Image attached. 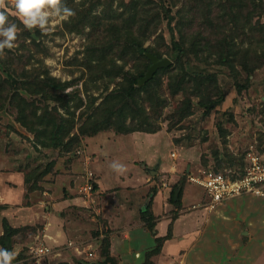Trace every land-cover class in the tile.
Listing matches in <instances>:
<instances>
[{"label":"rangeland","instance_id":"374dc122","mask_svg":"<svg viewBox=\"0 0 264 264\" xmlns=\"http://www.w3.org/2000/svg\"><path fill=\"white\" fill-rule=\"evenodd\" d=\"M131 1L123 0L126 4ZM142 1V8H152L150 15L161 16L148 37L142 39L143 46L158 50L171 62L157 69L151 91L139 90L134 108L124 109L138 118L144 113L149 115V122L161 131L151 136L141 134L144 141L136 147L137 141L127 135L132 131L116 132L112 127H103L87 134L95 119L101 125L108 122L104 107L119 105L116 90L129 84L126 74L136 75L145 66V60L128 56L125 60L115 56V63L106 56L100 60L104 38L91 20L104 13L103 9L108 14L109 3L113 13L128 14L134 9L122 7L117 0H62L75 16L58 21L51 9H42L50 13L45 17L49 30L42 31L39 26L27 29L6 0L8 23H15L18 28L15 47H5L0 56V199L2 192L8 197L13 192L5 198L8 203L4 200L11 204L10 208L4 209L8 206L0 201V220L6 217L11 226L18 227L7 240V250L18 251L11 264H264V201L235 203L234 197L208 209L203 205L201 187L187 177L204 167L222 169L235 165L250 146L264 153V0ZM83 7L90 10L87 17L79 20L75 10ZM140 14L145 17L146 13L140 10L128 19L132 20L131 25ZM181 34L186 42L194 40L199 46L180 63L169 53L172 39L178 40ZM221 38L234 43L225 41L223 45L224 51L237 50L236 57L232 54L230 58L233 66L217 60L215 50L220 48ZM119 67L123 68L118 70ZM180 67L186 73H181ZM180 74L183 83L174 88V83L181 80ZM208 74L212 78L204 77ZM141 84L137 81L135 86ZM238 84L245 86L238 88ZM147 94H152L150 99L144 98ZM220 94L222 97L215 104L210 102ZM202 100L206 103H200ZM154 101L161 106L156 113L149 109ZM181 106H185L184 112ZM21 110L54 117L63 121L66 128L71 123L72 127L62 143L42 146L35 141V131L19 119ZM115 115L111 120L118 123L119 115ZM129 121V116L124 118L125 124ZM144 153L147 160H154L147 167L135 158H145ZM96 154L105 162L103 178L116 183L123 181L116 176L121 171L110 166L114 162L124 166L122 172L136 168L142 171V166L148 185L146 202L157 189L171 192L176 187V193L180 187V202H169V192L163 196L159 209L172 218L182 214L180 232L166 240L164 252L162 240L144 247L135 246L131 237L128 249L119 252V236L128 238V233L124 234L120 225L110 223L107 216L115 210L102 196L106 190L96 192L102 187L97 185L95 174L92 193L79 191L84 170L94 172ZM125 180L130 181V177ZM64 198L69 203L60 201ZM57 199L60 202L53 203ZM231 202L235 204L230 206ZM26 206L29 214L23 211ZM15 210L19 215L16 219ZM3 211L7 213L3 215ZM49 217L53 227L48 223ZM193 220L195 225H185ZM246 227L250 229L248 233L240 231ZM0 231L3 232L1 221ZM112 238H119V253L111 251ZM39 242L48 245L50 251L36 253ZM156 244H162L160 251L151 253ZM89 249L93 252L91 257L86 255Z\"/></svg>","mask_w":264,"mask_h":264},{"label":"trees","instance_id":"16d2710c","mask_svg":"<svg viewBox=\"0 0 264 264\" xmlns=\"http://www.w3.org/2000/svg\"><path fill=\"white\" fill-rule=\"evenodd\" d=\"M118 4H121L122 7L128 8V9H134V11L126 14L125 11L123 12H117L111 9L112 3H109V13L107 14L105 9L102 10L104 13H98L96 17H93L91 20L92 25L94 24V29L96 31H100L101 35H103V40L100 43L101 51L99 56V59L102 60L106 56V59H108L109 62L115 63L114 57L118 59H123L128 56L132 59H140V60H145V66L140 72H138L136 75L131 76L130 73L129 75L126 74L129 78V84L126 86H122L120 89L116 90V96L115 98L116 103L119 105H112V104H107L105 105L104 108H106V119L107 123L101 125V123H98V121L95 119L94 124L90 130H88L87 134H92L95 133V131L101 129V128H108L112 127L116 132H130V131H135V130H140V131H146V132H154L158 130L159 127H156L155 124H152L148 120V116L145 113L141 115L139 118L136 117L135 114L126 112L124 110L125 108H130L132 110L134 108V97L137 96L136 93L138 94L139 90L146 89V92L151 91V83L154 82L157 79V73L158 70L154 72V74L143 82L140 86H135L138 79H140L145 71L147 66L150 64V59L147 56V52L155 54L157 56H162L160 52L156 49L153 48H148L147 46H143L142 39L148 37V34L154 29L156 24L161 20V16H152L150 15V11H152V8H142V6L145 5V2L142 0H133L129 2L128 4L124 3L123 0H117ZM75 10V9H74ZM90 9L86 8L83 10H75L78 11V19H84L87 17V13L89 12ZM142 10L145 12V17H141V14L138 18V20L131 25L132 20H128L129 18H133L134 15H137L138 12ZM165 17V16H163ZM168 21L171 20V16L168 15ZM208 23H212L208 20ZM213 24V23H212ZM183 34H181L180 38L178 40H175L174 38L172 39V45H171V52L169 53V56L174 58V61L176 62H182L183 59H188L190 56V53L195 51L196 47L199 46L194 42V40H191L189 42H186L187 39H183ZM227 41L228 44H234L232 41L229 42L226 40V38H221L219 44L220 48H216L215 52L217 55V60L219 62H223L225 64H229L230 61H232L230 58L232 57V54L234 55L233 57H236L237 50H229L227 49L224 51L223 45L224 42ZM201 46V45H200ZM204 48L206 47L205 44H202ZM203 48V49H204ZM200 50L202 47L199 48ZM230 65L233 66V63ZM123 67H119L118 70L122 69ZM181 73H186L181 67ZM117 70V71H118ZM181 80H177V82L174 83L173 87L174 88H180L182 85V77L183 75L180 74ZM205 78H212V76L205 75ZM48 83V82H47ZM50 84V83H48ZM51 85V84H50ZM241 86H245L243 84H238V88ZM13 94V93H12ZM11 94V95H12ZM152 94H147L144 96V98L151 97ZM222 97V94L217 95L214 100L211 99L210 102L216 103V99ZM127 100L129 101V104H127ZM158 100V99H157ZM16 101H19V98H16ZM206 101V100H205ZM205 101H201L200 103L205 104ZM158 101H154L153 104L149 109H151L152 113L156 110L157 108L161 107L160 104H157ZM16 105H18V102H15ZM133 104V105H132ZM186 106L189 107L190 104L188 101L186 102ZM22 109H25V105H20ZM182 111L184 112L185 106H181ZM188 110V108L186 109ZM185 110V111H186ZM130 113V114H129ZM156 113V112H154ZM186 113V112H185ZM119 115V121L118 123L111 120V117L113 115ZM19 119H23V123L26 124V126L29 129H33L35 133L37 134V140L35 139L36 143H40L42 146H49V145H57L59 143H62L64 136L69 133L72 123L69 127H65L66 124L63 121H60L54 117H46L43 114H37L35 115L33 112L32 114H28L24 110H21L18 112ZM31 116V117H30ZM116 116V115H115ZM129 116L130 117V124H125L124 118ZM30 118L27 120V118ZM117 117V116H116ZM151 117V115H150ZM118 118V117H117ZM148 125V126H147ZM155 127V128H154ZM86 131V130H84ZM42 135H40V134ZM95 184V183H94ZM95 186V185H94ZM173 187V189L170 192L169 196V201L172 203H179L180 198H181V189L180 187L177 188ZM0 206H3V204H0ZM141 217L146 221V224L148 225L149 228L153 226V223L151 221V215L149 212V206L147 205L145 208H142L140 210ZM170 224L168 225V227ZM2 227H3V235H0V244L2 245L1 248L7 249V244H8V239L9 236H12V234L16 233L18 231V227L16 226H11L6 218H2ZM171 227V226H170ZM171 237V233L169 231V228L167 230V233L163 236H156L154 240H162L164 241L167 238ZM162 245V244H160ZM160 245H155L151 253H158L160 251ZM9 247V244H8Z\"/></svg>","mask_w":264,"mask_h":264},{"label":"crops","instance_id":"0c3cea01","mask_svg":"<svg viewBox=\"0 0 264 264\" xmlns=\"http://www.w3.org/2000/svg\"><path fill=\"white\" fill-rule=\"evenodd\" d=\"M159 132H161V131L146 132V131H138L137 130V131H132V132L128 133L127 135L132 136L133 139L135 141H137L138 144L136 147H138V145H139V147H141V142L144 141V138L142 135L151 136V135H153V134L155 135ZM145 138L147 139V137H145ZM137 150L139 151L140 148H138ZM93 152H97V154L99 153L98 151H93ZM139 154H140V152H139ZM145 154L146 153H144V155ZM175 155H176V153H175ZM146 156L147 155H145V158H142L141 156L135 157V158L137 160H140V161H138V163H140V164L145 163L146 167H147L149 164L152 163V161L154 162V160H152V161H151V159L147 160ZM153 157H154V155L151 153L150 158H153ZM101 158L102 157L100 154L97 156H94V158H93L94 164L92 163L93 165H95V166L92 165V168L96 169V170L94 169V172H95L94 174L96 176V183H97V185L99 184V186L102 187V189L97 188L96 192H99V191L105 192V190H106V192L102 196L106 199V202L109 203L110 208L115 210V212L111 211L110 212L111 215L107 216L110 223H112V225H116V224L120 225V228L123 229L122 232L124 234H126V232L128 233V238H125L123 236H119L120 238L122 237V240H121L122 242H119L120 245L122 244V246H120L121 250H119V252L120 251L125 252L128 249L130 237H131L132 241H134L135 246L142 245L144 247H149L154 242V239L156 236L165 235L167 228H168V225L170 224L172 235L170 238H167L164 240V243H163L162 248H161V251L164 252V246H165L166 240L172 239L173 235L178 234L180 232L179 231L180 228H178V225H179V221H180L179 219H181L180 216H182V214L179 213L178 215H176V217L172 218V217H169L170 215L168 216V213H163L161 210H159V209H161V207L163 205V204H161V202L163 200L162 199L163 196L166 195V193L168 196L170 190L168 192L167 188L166 189H164V188L163 189L162 188L157 189V191L152 194V197L150 198V202L149 201L146 202L147 195L145 194L146 193L145 191H148V189H147L148 185L146 183L147 179H145V178H147L146 173H145V170L143 169L142 166H141V168H142L143 172L141 170H138L139 168L138 169L136 168V169L129 170L128 172L117 173V175H116V176H118L117 178L122 180L123 182H117L116 183L115 181H111L108 178H105V179L103 178V176H104L103 171L105 169V167H104L105 162H103L104 161L103 159L100 160ZM156 162H157V164H158V162H159V164H161L160 161H156ZM96 164H98V165H96ZM129 177H130V181L125 180L126 178H129ZM20 186L23 188L22 185H20ZM113 186H115L117 189H115V188L112 189ZM160 192H162V193H160ZM12 195H13V192L11 194H9V197H11ZM9 197L5 193L2 192V198L0 199V201H3L2 203H4L5 201L7 202V200H5V198L8 199ZM167 198L169 199V196ZM232 199H234V198H232ZM235 199H236L235 203L236 202L237 203L238 202H241V203L245 202L246 203V201L248 202V201H253V200H254L253 202L257 203L258 201L263 200V199H260L257 197H252V196L235 197ZM60 201L62 203H69L68 199H66V198H64ZM60 201H58V199H57V201H54L53 203L60 202ZM6 202L4 205L8 206V207H6V208L4 207V209H8L11 206V204L7 205ZM235 203L231 202L230 206L231 205L233 206V204H235ZM147 205L149 206L151 221L152 220L155 221L153 226L150 229L145 225L146 221L142 220L141 213H140V210L142 208H145ZM28 208H29V206H26V208L23 210L24 213L29 214V212L27 211ZM3 213H4L3 215H5V213H7V211H3ZM13 213L16 215V216H14L15 219L19 217L17 210H15ZM50 218L51 217H49L48 223H50L49 225L51 227H53V225L51 224ZM250 220H251V218H250ZM250 220H248V221L250 222ZM0 221L2 222V220H0ZM194 221L195 220L192 221V224H190V221L189 222L186 221L185 225H188L187 227L193 226V225H195ZM126 230H128V231H126ZM240 231L248 233L250 231V229H248V227H246V228H242ZM57 233H58V231L55 234H57ZM113 235H114L113 237L116 236L115 234H113ZM117 239L119 240V238H117ZM118 240L113 239V238L111 240V249H112L111 251L114 250L113 254L119 253V252H117L118 250L116 249V241H118ZM181 240H184V237H181ZM172 249H174V248H172Z\"/></svg>","mask_w":264,"mask_h":264},{"label":"built area","instance_id":"2783aa9c","mask_svg":"<svg viewBox=\"0 0 264 264\" xmlns=\"http://www.w3.org/2000/svg\"><path fill=\"white\" fill-rule=\"evenodd\" d=\"M171 155L175 156V152ZM190 182L201 187L203 205L212 209L229 200L230 198L250 194L264 200V153L253 147H248L243 152L241 160L235 165L224 166L222 169L204 167L196 172L187 174ZM95 183L94 172L84 170V182L79 191L90 195ZM50 247L40 243L36 246V253H47ZM44 255V254H43ZM87 257L93 252L87 250Z\"/></svg>","mask_w":264,"mask_h":264},{"label":"clouds","instance_id":"9594fccd","mask_svg":"<svg viewBox=\"0 0 264 264\" xmlns=\"http://www.w3.org/2000/svg\"><path fill=\"white\" fill-rule=\"evenodd\" d=\"M16 9L17 14L22 19L24 26L31 30L34 27L39 26L42 31H48V27H45V17H48L50 13L48 11L42 12V9H51L52 15L58 21H67L70 17L75 16V12L68 8L62 0H7ZM6 0H0V56L4 54V48L12 49L15 47L14 41L17 38L18 28L15 23H8V8ZM49 24V21H48ZM68 91H71L69 89ZM117 171H123L124 166L121 164L113 163L110 165ZM0 235L3 232L0 231ZM18 255V251H8L5 248H0V264H11V262Z\"/></svg>","mask_w":264,"mask_h":264},{"label":"water","instance_id":"95a60500","mask_svg":"<svg viewBox=\"0 0 264 264\" xmlns=\"http://www.w3.org/2000/svg\"><path fill=\"white\" fill-rule=\"evenodd\" d=\"M147 56L150 59V64L147 66L144 75L140 79H138L139 83L145 82L146 80L151 78V76L154 74V72L159 67L166 66V65L170 64V62H171V60L167 56H160L159 57V56L152 54V53H149V52H147ZM150 171L153 173L156 172L152 169H150ZM91 264H93V263L91 262Z\"/></svg>","mask_w":264,"mask_h":264}]
</instances>
